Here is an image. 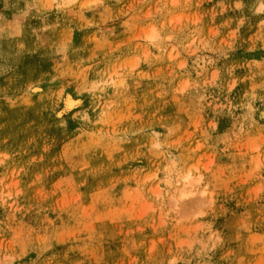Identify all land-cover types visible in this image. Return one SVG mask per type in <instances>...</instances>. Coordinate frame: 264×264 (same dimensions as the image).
<instances>
[{
	"label": "rangeland",
	"instance_id": "obj_1",
	"mask_svg": "<svg viewBox=\"0 0 264 264\" xmlns=\"http://www.w3.org/2000/svg\"><path fill=\"white\" fill-rule=\"evenodd\" d=\"M0 264H264V0H0Z\"/></svg>",
	"mask_w": 264,
	"mask_h": 264
},
{
	"label": "bare ground",
	"instance_id": "obj_2",
	"mask_svg": "<svg viewBox=\"0 0 264 264\" xmlns=\"http://www.w3.org/2000/svg\"><path fill=\"white\" fill-rule=\"evenodd\" d=\"M71 1H73V0H68V2H71ZM150 33H152L153 34V32L152 31H150ZM150 33H148V35H146L145 37H146V40H153L155 37H156V35L154 34V35H152V34H150ZM70 102V101H69ZM67 105H69V104H67ZM70 105H72V104H70ZM71 106H69V108H70ZM189 177H190V175H186L183 179V181L184 182H186L185 183V185L187 186V185H190L191 184V181L190 180H188L189 179ZM186 196V194H184V193H182L181 195H180V197H179V199H182L183 197H185ZM179 201V200H178Z\"/></svg>",
	"mask_w": 264,
	"mask_h": 264
}]
</instances>
